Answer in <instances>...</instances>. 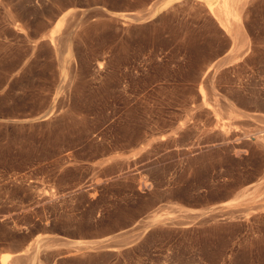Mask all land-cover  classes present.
<instances>
[{
  "label": "rangeland",
  "instance_id": "obj_1",
  "mask_svg": "<svg viewBox=\"0 0 264 264\" xmlns=\"http://www.w3.org/2000/svg\"><path fill=\"white\" fill-rule=\"evenodd\" d=\"M259 1L247 23L255 52L215 70L235 45L200 0L153 14L161 0H0V258L59 238L33 264H264V211L216 212L236 192L264 191ZM212 83L221 108L254 115L230 136ZM179 208L204 217L143 227ZM128 229L139 235L120 251L59 257L64 240L107 244Z\"/></svg>",
  "mask_w": 264,
  "mask_h": 264
},
{
  "label": "bare ground",
  "instance_id": "obj_2",
  "mask_svg": "<svg viewBox=\"0 0 264 264\" xmlns=\"http://www.w3.org/2000/svg\"><path fill=\"white\" fill-rule=\"evenodd\" d=\"M177 1H180V0H161L160 4L158 6H155L152 10V14L156 11H159V10H162V9H166L167 7L171 6L173 3L177 2ZM203 2L204 5L208 8V10L212 13V15L215 16V18L218 20V23L220 25V27L229 35V38L231 37V41L234 43L235 45V49L233 50L232 53L226 55L224 58H222L217 64H216V69L224 66V65H231V64H234L238 61H242L244 60V58L246 59V55L251 52V51H254L253 49V41H252V37L251 36V33H250V30L248 29L249 26H247V23H248V17L250 16V11H251V5L253 3V1L255 2V0H200V2ZM257 1V0H256ZM259 1V0H258ZM43 2V1H41ZM261 2V1H259ZM253 6V5H252ZM256 6V4L254 5ZM253 12V11H252ZM251 12V13H252ZM69 13V11H66L64 12L61 17L57 20L55 26H54V29H52L51 33H50V36L52 37L55 32H57L61 26L63 25V22H64V18L65 16ZM150 15L147 14V15H143V16H140L138 14H132V13H128V14H124L123 17H128L130 18L131 20H144L146 18H148ZM251 18V17H250ZM251 20V19H250ZM218 25V24H217ZM250 25V24H249ZM220 29V28H219ZM221 30V29H220ZM227 35V34H226ZM52 39V38H51ZM65 39V38H64ZM67 40V38H66ZM68 41V40H67ZM65 42V41H64ZM67 43V42H66ZM255 44V42H254ZM256 47V46H255ZM255 52V51H254ZM253 53V52H252ZM249 56H252V55H249ZM248 60V59H246ZM213 78V77H212ZM213 81V80H211ZM209 81V82H211ZM214 82V81H213ZM214 83H212L211 86V90H212V97L210 98H214L213 100L215 101V107L212 106L213 108V112L216 114L215 116L216 117H220V119L222 120V123H221V127H220V132L222 134H225L227 133V129L232 127V124L237 121L235 120H239L240 119H244L245 120V117L248 118V116L252 115L251 112H248V113H251V114H248L245 110L246 113L243 112V110L240 108H237V106H235L234 104H232L231 101L230 103L227 101V103H225L224 107L221 108L219 103H218V99L217 97L213 96L215 95L216 92H214V86H213ZM216 86V85H215ZM217 90V89H216ZM210 92V90H209ZM218 94V93H217ZM211 95V94H210ZM219 96V94L217 95ZM222 96V95H220ZM254 97V96H253ZM224 98V97H223ZM257 98V96H256ZM259 99V98H257ZM222 100V99H221ZM220 102V101H219ZM223 103L220 102V104ZM257 103V102H256ZM263 103V102H262ZM259 104V102L257 103V105ZM261 104V103H260ZM259 104V106H260ZM264 106V105H263ZM262 106V108H263ZM261 108V106H260ZM256 112V111H255ZM255 112H253L255 114ZM259 113V112H258ZM258 113L256 115H258ZM260 115H262V113L260 112ZM259 115V116H260ZM264 115V113H263ZM44 116V115H43ZM254 117V115H252ZM257 116V117H259ZM186 117V116H185ZM261 117V116H260ZM259 117V119H260ZM246 118V119H247ZM256 118V117H255ZM263 118L262 117V120L260 119V121H263ZM219 119V120H220ZM249 119V118H248ZM184 120H187L186 118H184ZM182 120V121H184ZM258 120V119H257ZM181 121V122H182ZM188 121V120H187ZM186 121V122H187ZM180 122V123H181ZM185 123V122H183ZM263 123V122H262ZM186 124V123H185ZM179 126V124H177ZM183 125V124H182ZM219 125V124H218ZM220 126V125H219ZM237 126V125H236ZM235 125L233 126L234 128L236 127ZM173 127V126H172ZM171 127V128H172ZM176 127V126H175ZM183 126H181V129H182ZM215 127V126H213ZM211 127V128H213ZM231 128V129H234V128ZM239 127V126H237ZM236 127V128H237ZM263 127V125H262ZM260 126V129L258 130H254L255 132L253 133L254 135V142L255 140L259 143H263L264 145V127L262 128ZM217 128V127H216ZM219 128V127H218ZM257 129V128H256ZM174 130V128H173ZM180 130V128H179ZM212 130V129H211ZM217 130V129H215ZM235 130V129H234ZM213 131V130H212ZM236 131V130H235ZM235 131H232L234 133H236ZM247 131V130H246ZM245 131V132H246ZM250 131L249 133L251 134V132H253L252 130H248ZM173 134H174V131H171ZM178 132V131H177ZM180 132V131H179ZM178 132V133H179ZM263 132V133H262ZM176 133V132H175ZM217 133V131H216ZM215 133V134H216ZM220 133V134H221ZM233 133V135H234ZM248 134V136L250 135L248 132H246ZM245 133V134H246ZM238 134V133H237ZM246 134V135H247ZM225 135H229V131H228V134H225ZM232 135V136H233ZM239 135V134H238ZM219 136V135H218ZM217 136V137H218ZM223 136V135H222ZM221 136V137H222ZM230 136V135H229ZM235 136V135H234ZM251 136V135H250ZM212 137V136H211ZM214 137V136H213ZM237 137V136H236ZM219 138V137H218ZM231 138V137H230ZM240 139L242 138L239 137ZM239 138H238V141H239ZM225 139V138H224ZM232 139V138H231ZM244 139V137H243ZM216 143V140L213 139ZM220 140V139H219ZM223 140V139H222ZM242 140V139H241ZM245 140V139H244ZM246 140H249V139H246ZM253 140V139H251ZM226 140H224L225 142ZM230 141V140H228ZM237 141V140H235ZM219 142V141H218ZM234 142V140H233ZM232 142V143H233ZM253 142V143H254ZM178 143V142H177ZM209 143V142H208ZM231 143V144H232ZM246 143V141H245ZM244 143V145H245ZM249 143V142H248ZM261 143V144H262ZM181 144V143H179ZM193 144V143H192ZM195 144V143H194ZM198 144V143H196ZM214 144V143H213ZM218 144V143H217ZM216 144V145H217ZM241 144V143H240ZM256 144V142H255ZM260 144V145H261ZM182 145V144H181ZM191 145V144H190ZM214 145V146H216ZM229 145V144H228ZM195 145H193L192 147H194ZM197 146V145H196ZM221 146V145H220ZM232 147H229V148H233L234 145H231ZM242 146V144H241ZM179 147H182V146H179ZM178 145H176V148H179ZM186 147H188L186 145ZM185 147V148H186ZM191 147V148H192ZM198 147V146H197ZM196 147V148H197ZM244 147V146H242ZM247 147V146H246ZM245 147V148H246ZM263 147V146H262ZM184 148V149H185ZM195 148V149H196ZM219 148V147H218ZM221 148V147H220ZM237 148V147H236ZM183 149V147H182ZM186 149H189V148H186ZM222 149V148H221ZM226 149V148H225ZM238 149V148H237ZM181 150V149H180ZM184 151V150H182ZM188 151V150H187ZM234 150H232L233 152ZM186 152V150H185ZM231 152V151H230ZM85 188V186H83ZM264 188V187H263ZM262 188V189H263ZM79 189V188H78ZM83 189V188H82ZM81 190V187L80 189ZM264 190V189H263ZM239 204H242L243 206H239ZM221 207H224L226 210H217L216 212L218 213H223L226 211V213H229L231 214L232 213V210H235V209H243V211L241 213H238L240 215V217H249V216H252L253 214L255 215V213H261L264 211V191H262L261 189H259V187L255 188L254 190L252 191H248V190H241L239 192H236L234 195H233V198L231 200H229L225 205L221 206ZM174 208V207H173ZM173 208H172V211H173ZM179 211L176 213L175 211L172 212L171 210L167 211V213L171 214L170 216H161V217H158L155 215L150 216L151 218L149 219V221H147L146 223H144L143 227H146L148 226L149 224H156V223H166V222H170V220L172 219V224H178V225H184V226H190V225H193L194 223H196L197 221H199L200 219H202V217H204V212L203 210H200V211H196V212H190V211H186V210H181V208L178 209ZM215 209H213L214 211ZM189 214V218L186 219L185 218V215ZM228 214V215H229ZM237 214V213H236ZM263 214V213H262ZM235 215V214H234ZM260 215V214H259ZM218 216V215H217ZM222 216V215H221ZM219 216V217H221ZM238 216V215H237ZM237 216H232L231 218H238ZM256 216V215H255ZM254 217V216H253ZM251 217V218H253ZM257 217V216H256ZM168 220V221H167ZM184 221V222H183ZM200 223V222H199ZM135 238H133L132 242L127 244V245H131L135 239H136V236L139 235V233H135ZM42 239V238H41ZM48 239V240H47ZM52 239V238H51ZM40 240V239H39ZM43 240V239H42ZM41 240V241H42ZM45 241H43L42 243L41 242H36L37 244L34 245L35 247L33 248V246L31 247L32 251L30 250V253L29 254H24V251L23 250H20V251H17V252H8V253H5L3 254V256L0 258V263L1 264H33L36 260H37V257H38V254L40 253V248L41 246L43 245H46V247H53L54 245H57L58 243H52V240L51 242L49 243V245H47V243L49 242V238H45L44 239ZM35 244V243H34ZM62 244H67L68 245V250L65 252V253H62L60 254L59 252V257L60 256H70V255H76V254H83V250H89V249H96L95 251H98L97 249H102L105 250V251H108V252H114V251H120L121 249H123L125 246H108L107 244H102L101 242H82V243H76V244H72L70 243L69 241L67 240H64V243ZM19 245V244H18ZM73 247V248H72ZM73 249V250H72ZM43 251V250H42ZM81 251V252H79ZM85 251V252H86ZM104 251V252H105ZM29 252V251H28ZM78 252V253H76ZM89 252V251H88ZM100 252V250H99ZM98 252V254H100ZM107 252V253H108ZM76 253V254H75ZM82 254L80 255L81 258H84L82 257ZM88 254V253H87ZM89 254L91 255V253L89 252ZM25 255V256H24ZM85 255V254H84ZM89 255V256H90ZM58 256V255H57ZM67 256V257H68ZM88 257V256H87ZM86 258V257H85ZM52 263V262H51ZM54 263V261H53Z\"/></svg>",
  "mask_w": 264,
  "mask_h": 264
},
{
  "label": "water",
  "instance_id": "obj_3",
  "mask_svg": "<svg viewBox=\"0 0 264 264\" xmlns=\"http://www.w3.org/2000/svg\"><path fill=\"white\" fill-rule=\"evenodd\" d=\"M243 211V209H235L232 210V213H241ZM221 214V213H220ZM220 214H214V215H220ZM223 215V214H221ZM238 216H240L238 214ZM189 217V216H186ZM184 222V221H183ZM135 233L132 232V230H122V231H118L115 234H113V236L111 237V239L109 240V242L107 243L108 246H125L129 243L132 242L133 238H135ZM52 242H62L63 239H51Z\"/></svg>",
  "mask_w": 264,
  "mask_h": 264
}]
</instances>
